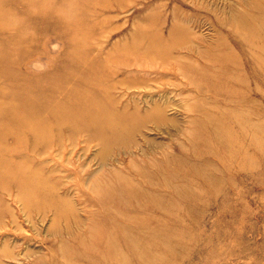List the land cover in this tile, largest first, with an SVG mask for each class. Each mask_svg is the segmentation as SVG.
I'll list each match as a JSON object with an SVG mask.
<instances>
[{
  "label": "rangeland",
  "instance_id": "obj_1",
  "mask_svg": "<svg viewBox=\"0 0 264 264\" xmlns=\"http://www.w3.org/2000/svg\"><path fill=\"white\" fill-rule=\"evenodd\" d=\"M65 18L134 116L29 154L65 216L1 194L0 264H264V0H0V74L73 64Z\"/></svg>",
  "mask_w": 264,
  "mask_h": 264
},
{
  "label": "bare ground",
  "instance_id": "obj_2",
  "mask_svg": "<svg viewBox=\"0 0 264 264\" xmlns=\"http://www.w3.org/2000/svg\"><path fill=\"white\" fill-rule=\"evenodd\" d=\"M63 23L71 27L68 33L63 34L69 36L67 42L70 43L69 51L73 64L59 62L56 72H45L40 74L41 76L28 73L25 77L29 79L24 82L25 86L18 85L22 83V79L9 68V71L0 74V81L6 83L4 85L18 87L14 91L0 86V119L4 109H7L9 114L6 124L0 120V195L15 189L20 201L24 202V207L39 205L38 208H52L55 219L65 216L64 210L59 207L58 199L53 196V187L47 186L45 178L43 179L36 169L30 168L27 158L29 154H40L43 149L59 147L63 143L62 137L70 139L82 132H93V136L102 143L109 140L115 142L121 131L129 129L124 126L126 120L134 116L124 108L115 112L114 102L107 95V78L110 73L102 67L106 63H115L114 59L119 53L115 54L116 46L112 47L104 58L90 59L85 47L86 36H89L90 31H84L80 36L82 31L74 20L65 18ZM114 113H117V116ZM215 135L217 137V134ZM121 231L119 226L105 227L104 239L101 240L104 249L109 253H117L120 250L123 242Z\"/></svg>",
  "mask_w": 264,
  "mask_h": 264
}]
</instances>
